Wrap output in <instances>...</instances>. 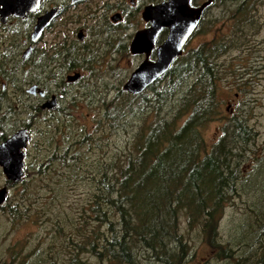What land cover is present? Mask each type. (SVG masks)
<instances>
[{"label": "trees", "instance_id": "trees-1", "mask_svg": "<svg viewBox=\"0 0 264 264\" xmlns=\"http://www.w3.org/2000/svg\"><path fill=\"white\" fill-rule=\"evenodd\" d=\"M227 2L235 5L233 26L225 38L211 40L212 48L202 44L182 52L141 94L123 92L102 103V113L89 130L65 120L60 127L57 119L38 130L42 139L26 153L31 157L23 180L7 186L18 187L4 207L11 225L49 223L55 240L67 226L72 234L63 246L71 250L64 264H90L83 259L86 256L97 264H192L196 242L191 234L201 236L214 250L216 261L245 264L235 257L231 245L220 243L219 227L225 205L248 188L241 165L256 134L242 110L225 114L213 141L206 142L202 133L222 114L217 62L244 40L255 9L254 0ZM143 110L150 118L140 120L124 149L101 158L92 154L101 145L97 142L101 134L126 129L128 118ZM35 116L32 108L26 128L36 125ZM6 138L0 135V141ZM42 141L52 151L36 161L34 150ZM80 183L85 187L83 208L78 211L83 220L76 224L60 215L63 205L56 199ZM255 227L264 230L263 213ZM22 250L9 247L0 264H46L51 258L37 248L31 249V255Z\"/></svg>", "mask_w": 264, "mask_h": 264}, {"label": "rangeland", "instance_id": "rangeland-1", "mask_svg": "<svg viewBox=\"0 0 264 264\" xmlns=\"http://www.w3.org/2000/svg\"><path fill=\"white\" fill-rule=\"evenodd\" d=\"M104 1L105 0H93L95 3H104ZM113 1H119L122 7L123 3L129 2V0ZM204 1L206 0H197L196 2L202 3ZM224 1L226 0L212 1L213 4L207 9L202 27L199 29L200 36L191 35L189 41H187L183 48L184 53L187 50L195 48L199 42L205 45L213 38H225L230 34L233 26L232 16L235 5L228 4V2L224 4ZM142 2L145 4L148 0H137L139 4ZM226 4L228 5L226 6ZM253 7H255V9L250 15L251 25H247L244 31V40L240 45H235L221 56L217 62L218 72L220 73L217 100L221 104L222 114L216 116L212 122L207 124L202 129V133L206 142L209 143L213 141L219 133L220 127L225 123L226 115L229 114L232 116L242 110V114L245 116V119H247L248 125L256 134L255 144L250 147V153L247 152V155H244L245 158L241 165V170L243 171L242 180L247 183L248 188H245V191H240L239 195L232 197L225 205L220 218L219 236L220 243L231 245L235 252V257L241 262L244 261L245 264H264V230L260 231L255 227L259 214H264V0H254ZM94 8L95 5H91V10ZM126 8L132 11L131 8L127 6ZM131 20V26L129 24L131 28L125 32L127 36L144 25L140 18V12L139 15H135L134 19L132 18ZM91 22L92 21L88 20V25L91 24ZM31 23L32 21L25 24L27 27H19V41L23 39L26 40L27 32L30 31L26 30V28H29ZM127 24L128 23H122L118 30L126 27ZM58 31L52 30L48 33L45 38L46 42L51 41ZM121 35L120 33L119 36ZM101 51L105 52V54L101 58L102 62L99 64V67L94 70V75H90L89 72L80 71L82 79L69 86L75 88V92H77L75 93L76 97L80 96L83 98L79 100L76 108L66 105L68 104L71 93L61 101V108L53 113L52 116L45 114L39 116L36 114L37 116L34 118L37 121L36 125H33L31 129L27 128L31 140L25 150V164L31 157H27L26 155L28 149L31 151L33 144L42 139L38 136V130L44 128L47 121L57 119L61 127L65 120L67 125L73 123V126L77 125L78 127H84L86 130H89L91 126H94L96 121H98L102 113L101 110L104 107L102 103H107L118 94L124 92L122 86L128 80L130 73L140 62V59L131 56L129 52L128 54L123 53L122 50L120 54L114 55L108 54V50L104 51L103 48ZM25 71L27 72L28 70L26 69ZM26 72L18 73L14 76L20 81H25L31 78L29 77L30 73ZM39 76H41L39 80L43 82L48 81L46 73ZM32 80L36 82V80H38L37 76L35 78L32 77ZM59 80L58 78L57 82H59ZM17 87L27 89L28 85H26V83L20 85L19 82L17 83ZM47 88L49 90H57L58 87L53 83H49L47 84ZM93 88H95V90H93ZM7 91L8 95L11 96L13 92L11 84ZM8 95L7 98L9 97ZM20 95L21 93L16 91V96L20 97ZM32 97L33 96H30L26 92L22 94L19 110H16L20 113L18 116L14 115L13 118L12 111L14 109L12 108L13 105L11 106L12 100L7 99L2 102L0 105V115L7 112L9 119L7 118V120L3 122V130L0 131L1 136H9L17 128H26L25 126L29 122L30 111L35 104V99ZM3 109H5L4 113L2 112ZM147 114L148 113H145L143 110L142 114L129 117L127 120L128 124L124 130L101 134L99 138H97V142L99 143L101 141V145H98L99 147H97L92 154L101 158L112 156L115 152L124 149L133 132L139 126L140 120L144 117L150 118V115ZM60 130L57 131L58 134ZM58 141L61 142L60 139ZM43 143L42 141L38 144L37 151L39 153L34 150V159L36 161L42 159V156L47 152L50 153V151H52L51 147L47 145L44 147ZM255 182L256 185L254 184ZM6 183L0 170V188L6 186ZM241 183L244 182L241 181ZM39 184H42V182ZM253 185H255V188H253ZM7 188L9 191L8 198L2 208L0 207V262L6 257V250L9 247H16L18 249H24L22 250V254L25 252V254L29 253V255L32 254L31 249L37 248L45 257H51L46 264H52L54 260L57 261L58 264L66 263L68 251L71 250V246L67 249L66 244L63 246V241L72 234L69 232L70 230L68 227L66 226L63 236L55 240V238L49 234L50 232L54 235L51 231V227L48 228L49 223H45L41 226L21 223L11 225L4 213V207L15 196L18 187ZM44 188V186L39 187L42 196L46 193ZM84 188L85 187L80 183L75 190H69L67 194L56 199L63 205L60 215L63 216V218H71L76 224H81L83 220L79 218L80 215L78 211L83 208L81 199L83 198L82 193ZM46 200L47 199L42 203ZM55 203L57 204V202ZM190 237L196 242V251L192 264L224 263L214 259V250L205 245L203 239L200 238L201 236L197 237L191 234ZM49 246L51 248L50 253H48ZM83 259H86L90 264H97L93 258L88 259L86 256ZM206 260L209 263H206ZM145 263H147V261H144V264Z\"/></svg>", "mask_w": 264, "mask_h": 264}, {"label": "flooded vegetation", "instance_id": "flooded-vegetation-1", "mask_svg": "<svg viewBox=\"0 0 264 264\" xmlns=\"http://www.w3.org/2000/svg\"><path fill=\"white\" fill-rule=\"evenodd\" d=\"M163 1L166 0H148L145 4L144 2L139 4L137 0H129L128 3H123L122 7L119 1L113 0H105L104 3H95L93 0H39L37 7L32 11L26 12L23 17H16L11 14L3 19L0 16V105L3 101L11 99L12 104L11 102L10 104L11 106L13 105L12 108L14 109L12 118L14 115L18 116L20 112L16 110H19L22 94L26 92L35 99L33 106L35 115L41 116L45 114L52 116L53 113L61 108V101L72 93L66 105L76 108L79 100L83 98L80 96L76 97L75 88L69 86L82 79L80 71L94 75V70L99 67L102 62L101 58L105 54V52L101 51L102 48L104 51L108 50L107 53L111 55L120 54L122 50L123 53L128 54L129 52L131 56L139 58L140 62L134 70L145 59L154 62L156 60V49L166 39L168 29L164 28L157 34L153 48L147 55L145 53H131L130 45L137 32L144 31L150 26V22H146L142 18V12L145 7L156 5ZM196 1L191 0V7H199L201 4L209 2L203 9L193 32L194 36H200L199 29L202 27V22L206 16L205 13L212 6V1L214 2V0H206L202 3H197ZM91 5H95L93 10H91ZM126 6L131 8L132 11L127 10ZM0 11H3L1 5ZM139 12L144 25L127 36L125 32L131 28L129 27L130 22H132L131 19H134L135 15H139ZM48 13L54 14L39 38L33 41L32 33L35 26ZM88 20L92 21L89 25ZM31 21L32 26L30 25L29 28H26V30H30L27 32V41L25 39L19 41V27L26 26L25 24ZM122 23L128 24L118 30ZM52 30H59L60 32L58 31L51 41L46 42V35ZM120 33L122 34L121 36H119ZM206 44L209 48L213 46L212 41ZM201 45V42L197 43L196 48H200ZM26 69L30 73L29 77L31 78L28 79L30 81H20L15 77L18 73L26 72ZM43 73H46L47 78L49 77L46 82L39 80L41 77L39 75ZM36 76L38 80L34 82L32 77L35 78ZM73 77L77 78L71 79ZM58 78L60 79L59 82H57ZM19 82L20 85L26 83L28 88L17 87ZM49 83L55 84L58 87L57 90H49L47 88ZM10 84L13 87L11 96L8 95L7 91ZM30 87H35V94L27 92ZM16 91L21 93L20 97L16 96ZM7 95L9 96L8 98ZM51 101L55 103L54 109L45 106ZM2 112L4 113L5 109ZM0 118L2 119L0 122L3 124L7 118L9 119V115L6 113L5 115H0ZM19 129L23 128H17L14 132ZM6 186H8V182ZM3 205L0 207L2 208Z\"/></svg>", "mask_w": 264, "mask_h": 264}, {"label": "water", "instance_id": "water-1", "mask_svg": "<svg viewBox=\"0 0 264 264\" xmlns=\"http://www.w3.org/2000/svg\"><path fill=\"white\" fill-rule=\"evenodd\" d=\"M39 0H0L3 11L0 16L13 14L23 17L26 12L34 10ZM191 0H166L156 5L145 7L142 18L150 22L148 29L137 32L130 45L133 54L145 53L152 50L157 34L164 28L168 35L164 42L156 49V60L150 62L145 59L130 74L123 85V90L138 95L164 75L173 62L181 56L183 48L193 34L203 9L209 4L205 2L199 7H191ZM54 13H48L35 26L32 40L39 38L44 28L49 24ZM73 77L71 79H75ZM35 87H30L27 92L35 94ZM45 106L55 108L53 101ZM31 140L27 129H19L0 143V169L6 182L18 184L23 180L25 167V150ZM9 191L6 186L0 188V206L8 198Z\"/></svg>", "mask_w": 264, "mask_h": 264}, {"label": "bare ground", "instance_id": "bare-ground-1", "mask_svg": "<svg viewBox=\"0 0 264 264\" xmlns=\"http://www.w3.org/2000/svg\"><path fill=\"white\" fill-rule=\"evenodd\" d=\"M124 92H126V91H124ZM128 93V92H127ZM130 94V93H129ZM141 94V93H140ZM139 95V94H138ZM27 129V128H26ZM15 185V184H14ZM8 189V188H7Z\"/></svg>", "mask_w": 264, "mask_h": 264}]
</instances>
